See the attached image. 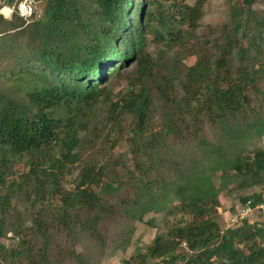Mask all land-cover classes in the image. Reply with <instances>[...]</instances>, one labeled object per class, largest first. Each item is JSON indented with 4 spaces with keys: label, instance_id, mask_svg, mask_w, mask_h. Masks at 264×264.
I'll return each mask as SVG.
<instances>
[{
    "label": "trees",
    "instance_id": "1",
    "mask_svg": "<svg viewBox=\"0 0 264 264\" xmlns=\"http://www.w3.org/2000/svg\"><path fill=\"white\" fill-rule=\"evenodd\" d=\"M17 1L0 0L1 5L13 4L10 18L0 14V163L22 154L36 159L29 169L33 179L29 184L31 204L42 202L46 195L60 194L59 206L51 217L60 222V229L71 240L84 232L97 233L103 215L111 212L101 195L109 193L113 182L114 190L124 182L118 180L115 171L109 175L105 172L107 160L97 163L91 157L81 159L79 148L85 138H79L77 128L86 127L89 119L83 120L82 116L96 108L98 98L107 95L98 83L133 63L137 79L109 103L104 117L114 125L129 118L127 143L136 175L127 176L132 193L120 200L121 214L140 221L145 213L175 201L177 216L165 231L152 237L143 251L135 250L122 264H264V223L258 214L230 227H223L216 219L221 218L216 207L223 189L261 185L264 191V149L232 154V148L242 145L251 134L264 133V96L258 86L264 65L255 66L257 57L262 56L264 61V47L260 45L261 36L251 32L254 26L249 27L261 26L263 18L250 10L248 19L239 18L251 0L231 6L227 30L213 44L220 54L214 60L201 58L189 66L180 81L182 95L167 100L173 109L182 107L187 116L196 109L191 116L196 123L203 109L204 120L216 127L217 137L207 139L202 128L192 123L193 132L184 138L178 136L170 144L171 154L165 156L166 174L153 172L151 177L148 173L154 170L155 161H160L163 137L175 134L179 126L178 118L171 114L158 131L152 129L155 106L146 85L151 79V64L144 54L145 33L152 32L154 41L168 33L170 42L182 43L183 35L195 28L205 0L191 4L186 0H34L39 15L34 18L32 11L27 23L15 10ZM174 16L185 26L184 31L176 30ZM243 38L250 40L246 47L241 46ZM230 56H236L242 66L232 70L226 61ZM171 82L166 79V84ZM3 86L20 93L10 96ZM199 95H203L201 104L197 102ZM182 127L187 129L189 124ZM142 157L146 164L139 162ZM77 161L73 188L61 193L63 171ZM217 171L228 172L218 186L212 182ZM3 179L0 171V186ZM26 182L22 175L19 184L10 182V193ZM259 193L238 195L228 210L233 211L246 199L257 200ZM80 208L86 215L82 221L77 219ZM6 212L7 204L2 200L0 235L9 228L17 231L16 217ZM166 212L172 213L169 209ZM6 217L8 228L2 229ZM32 223L43 242V258L49 264L46 255L50 232L40 220ZM10 253L11 257L20 255Z\"/></svg>",
    "mask_w": 264,
    "mask_h": 264
},
{
    "label": "rangeland",
    "instance_id": "2",
    "mask_svg": "<svg viewBox=\"0 0 264 264\" xmlns=\"http://www.w3.org/2000/svg\"><path fill=\"white\" fill-rule=\"evenodd\" d=\"M24 1V4H29L28 12L31 14L34 11V18L38 16L39 6L34 0H19L16 4L19 2L23 3ZM193 1L186 0L189 4L193 3ZM241 3L242 0L203 1L200 7L201 13L199 19L196 21L195 28L186 35H183L181 38L182 43L170 42V34L168 33H162V39L158 41L153 40L154 36L152 32L145 33L144 54L148 56V62L151 64V79L147 80L146 85L149 91L148 94L155 106L152 114V129L158 131L163 125L164 118L171 114L173 118L176 120L178 118L179 120V122L177 120L179 131H176L175 134H165L166 136L163 137L160 161H155L156 166L154 170L150 169V173H148L149 177L152 176L153 172L166 174L168 163L165 156L171 154L170 144H173L178 139V136L184 138L193 132L194 127L192 123H196L191 117L195 115L196 109L191 113V116H187L185 114L186 111H183L182 107L178 110V107L173 109V106H170L167 100L176 99L182 95L180 81L189 66L195 64L196 60L201 58H207L208 61L214 60L220 54L218 49L213 48L214 41L219 37L221 32L227 30L231 17V6H239ZM5 6L7 5H1L0 2V14L5 18H10L13 4L8 6L9 10L7 9L6 13H2L1 9ZM249 10L263 18L261 26H256L254 23V25H249V27L254 26L251 31L252 34H259L261 36L260 45L263 48L264 0H251L249 7L239 15L240 20L248 19L247 11ZM29 16L23 18L25 23L29 22ZM176 17L172 18V24L176 30L182 32L185 30V26L179 23ZM150 25L154 26V22H151ZM250 38L252 39L251 36ZM248 41L250 40L243 38L241 46L246 47ZM226 61L232 70H236L242 66L236 56H230ZM255 64V66L264 65L262 56L261 58L257 57ZM132 65L133 63L120 67L118 75H110L104 82L98 83L99 87L106 89L107 95L104 98H98L96 108L91 112L86 111L84 116H82L83 120L89 119L86 127L77 128L79 138H85L81 140L82 146L79 148L81 159L87 161L91 157L97 163L107 160L109 167L105 168V172L109 175L112 171H115L116 177H119L118 180L124 182V186L119 190H114L116 181L113 182L109 193L101 195L102 201L105 202L104 205L111 212L103 215V220L98 223L95 235L84 232L75 236L74 240H71L67 236V233L58 226L60 222L57 223V221L51 219L56 206H59L60 194L54 193L53 196L49 195V197L44 195L45 197L42 202L39 201L34 204L30 202L32 196L29 184L32 183L33 179H31V171L29 169L31 165L33 166L36 163V159L22 154L23 156L13 157L4 164L0 163V171L3 172L4 176L3 185L0 186V201L4 200L6 202L7 215L12 214L17 219L14 224V229L17 228L16 232L9 228V230L0 235V264H46V260L43 258V242L34 229L32 223L34 220L43 222L45 229L47 228L50 232L46 255L49 264H122L123 260L133 255L135 250L140 249L143 251L145 245L150 242L152 237L157 233L165 231L167 224L177 216L174 208L175 201L161 207L158 211L145 213L142 215L140 221L129 220L121 214L122 212L119 207L120 200L129 197L132 193L131 182L127 179V176L136 175L134 158L129 152L130 146L127 143L129 118L124 117L119 122V125H114L109 124L104 120V117L108 115L106 113L109 103L119 98V94L128 87L130 81L137 79L132 72ZM166 79L172 81L170 85L166 84ZM158 83H160L159 87ZM258 86L259 91L264 96V75L258 81ZM5 88L7 89V94L9 93L11 94L10 96L17 97L19 91L6 86L2 87V89ZM200 91L203 92L202 89ZM18 96L20 97V95ZM19 97L17 101L21 100ZM202 97L203 95H199L197 100L200 104ZM253 101L254 99L252 98L251 106L255 105ZM262 104L264 105V101ZM73 114L74 112L70 116ZM65 115V112H63L62 116L65 117ZM198 118L200 124H196L200 126V129L202 128V132L206 138H216V127L206 123L204 120L206 113L203 109L198 114ZM185 123L189 124L188 130L182 127ZM254 149H264V133L263 135L251 134L242 145L232 148V154L245 155ZM139 162L147 163L144 157ZM78 166L79 161L71 165L68 164L67 171L66 168L63 171V176L59 181L61 193L73 188ZM226 173L228 172L217 171L212 177V182L218 186L220 179ZM21 175L27 179L26 184L22 185L21 183L24 187L20 186L18 189H13L12 187L13 191L10 193L9 183L19 184V177ZM237 182L235 181L234 183ZM261 189V185H252L248 188H225L218 194L219 207L224 210L228 209L229 206L235 204L238 195L259 193ZM166 209L171 210L172 213L168 214ZM112 212L115 213L111 214ZM85 216L82 208L77 210L78 220L82 221ZM248 218H254V214ZM216 219L220 224H223L222 217H217ZM7 221L6 217L2 229L8 228V225L5 224ZM124 240L126 242L121 244ZM44 248L46 250V244ZM10 252H20V255L19 257L16 255L11 257L12 254Z\"/></svg>",
    "mask_w": 264,
    "mask_h": 264
},
{
    "label": "built area",
    "instance_id": "3",
    "mask_svg": "<svg viewBox=\"0 0 264 264\" xmlns=\"http://www.w3.org/2000/svg\"><path fill=\"white\" fill-rule=\"evenodd\" d=\"M24 3L25 1L23 3L19 2L15 6L17 14L23 18L30 14V12H28L29 4ZM5 7L8 9V6ZM11 8V11H13V7ZM258 196L257 200L246 199L244 202L238 203L233 211L221 209L218 205L216 207V213L223 218V227H230L241 219L253 214H258L264 223V191L260 192ZM181 246L185 247L184 242H181Z\"/></svg>",
    "mask_w": 264,
    "mask_h": 264
},
{
    "label": "bare ground",
    "instance_id": "4",
    "mask_svg": "<svg viewBox=\"0 0 264 264\" xmlns=\"http://www.w3.org/2000/svg\"><path fill=\"white\" fill-rule=\"evenodd\" d=\"M1 12H2V13H6V12H7V8H6V7H3V8L1 9Z\"/></svg>",
    "mask_w": 264,
    "mask_h": 264
}]
</instances>
